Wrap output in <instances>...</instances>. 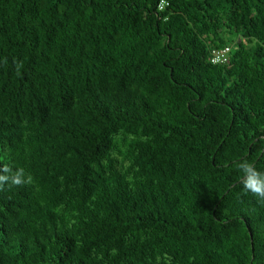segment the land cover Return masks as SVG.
<instances>
[{"label": "trees", "instance_id": "trees-1", "mask_svg": "<svg viewBox=\"0 0 264 264\" xmlns=\"http://www.w3.org/2000/svg\"><path fill=\"white\" fill-rule=\"evenodd\" d=\"M243 162L264 0H0V264H264Z\"/></svg>", "mask_w": 264, "mask_h": 264}, {"label": "clouds", "instance_id": "clouds-1", "mask_svg": "<svg viewBox=\"0 0 264 264\" xmlns=\"http://www.w3.org/2000/svg\"><path fill=\"white\" fill-rule=\"evenodd\" d=\"M239 168L244 172L246 179L243 181L244 190L246 192H251L253 195L260 198H264V173L256 171L253 165L248 162H243L239 165ZM5 173H10V169L4 168L0 170ZM24 170L19 169L16 173L11 175H0V190L9 181L13 185H20L23 183L22 176Z\"/></svg>", "mask_w": 264, "mask_h": 264}, {"label": "built area", "instance_id": "built-area-1", "mask_svg": "<svg viewBox=\"0 0 264 264\" xmlns=\"http://www.w3.org/2000/svg\"><path fill=\"white\" fill-rule=\"evenodd\" d=\"M161 8L164 6V4L160 5ZM229 48H225L222 50H217L213 52V63H225L227 61V55L229 53Z\"/></svg>", "mask_w": 264, "mask_h": 264}]
</instances>
